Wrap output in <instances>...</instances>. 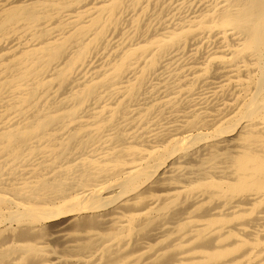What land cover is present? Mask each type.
Segmentation results:
<instances>
[{"label": "bare ground", "instance_id": "bare-ground-1", "mask_svg": "<svg viewBox=\"0 0 264 264\" xmlns=\"http://www.w3.org/2000/svg\"><path fill=\"white\" fill-rule=\"evenodd\" d=\"M0 264H264V0H0Z\"/></svg>", "mask_w": 264, "mask_h": 264}]
</instances>
